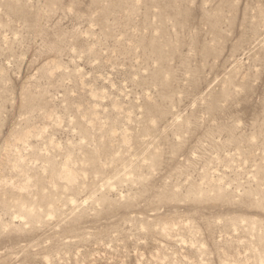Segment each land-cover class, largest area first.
Listing matches in <instances>:
<instances>
[{"label": "rangeland", "instance_id": "1", "mask_svg": "<svg viewBox=\"0 0 264 264\" xmlns=\"http://www.w3.org/2000/svg\"><path fill=\"white\" fill-rule=\"evenodd\" d=\"M0 264H264V0H0Z\"/></svg>", "mask_w": 264, "mask_h": 264}]
</instances>
